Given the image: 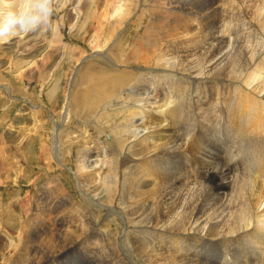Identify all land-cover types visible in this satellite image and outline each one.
Instances as JSON below:
<instances>
[{
	"label": "bare ground",
	"instance_id": "obj_1",
	"mask_svg": "<svg viewBox=\"0 0 264 264\" xmlns=\"http://www.w3.org/2000/svg\"><path fill=\"white\" fill-rule=\"evenodd\" d=\"M151 1L138 46L149 52L139 57L145 67L160 53V61L148 67L151 74L135 78L127 72L123 78L106 71L93 82L87 76L86 103L94 110L111 102L101 110L114 114L120 130L80 155L73 174L81 203L57 181L40 207H24L31 216L41 214L40 228L34 221L22 224L23 235L14 238L4 264H138L129 249L140 264H221L230 250L236 253L234 264H246L249 239L264 244V0H191V12L172 0ZM108 3L115 16L109 7L97 6L91 50L95 57L107 51L121 64L108 47L117 31L138 17L139 0ZM86 57L82 52L77 64ZM159 88L168 91L169 104L158 101ZM215 119L227 125L229 143L238 140L236 150L227 151L234 170L220 159L225 147L216 142ZM242 138L245 146L239 149ZM11 158L0 153L4 181L15 169ZM85 204L117 215L127 226L124 239L113 243V233L94 225ZM65 215L84 226L77 228L78 236ZM87 229V240L73 245ZM33 232L47 240L46 248L38 249V241L31 252L27 241ZM213 245H226V256L212 254ZM253 257L252 264H264V258Z\"/></svg>",
	"mask_w": 264,
	"mask_h": 264
},
{
	"label": "rangeland",
	"instance_id": "obj_2",
	"mask_svg": "<svg viewBox=\"0 0 264 264\" xmlns=\"http://www.w3.org/2000/svg\"><path fill=\"white\" fill-rule=\"evenodd\" d=\"M172 1L173 6L191 12L193 7L191 0ZM108 2L109 0H54L51 29L19 34L6 42H0V153L1 156L12 157L15 164V169L13 168L14 171H11L6 182L0 176V183L4 182V185L0 186V237H3L0 240V264H4L8 253L13 252L14 238L21 239L22 224H31L34 221L38 223L37 228H40L38 218L41 214L36 213L35 217L31 216V211L28 212L24 207L34 205L40 207L44 197L49 196L52 191L50 189L56 186L57 181L64 184L72 195L73 201L79 205L81 203L79 197L82 193L77 187L73 173L80 155L96 143L110 142L111 134L119 133L120 129L115 122L114 114L108 110L105 112L101 110L102 106L108 107L111 102L106 101L94 110H91L90 105L86 103L91 100L87 93L91 88L87 76L92 82L106 77V71L110 75H122L123 78H127L128 74H124L127 72L135 78L144 77L151 74L148 67L153 69L152 66L158 62L157 60L160 61L159 53L146 67V63L138 62L141 54H149L145 52L147 50H142L143 48L138 46L144 40L142 35L145 33L149 20L144 16L148 11L147 7L153 8L151 0H139L138 17H132L130 22L122 28L123 30L117 31L111 38L113 40L108 50L113 51L121 64L113 62L116 60L110 58L111 55L107 51L104 54L99 53L98 55L102 54L101 57H95L91 50L94 38L91 37L92 31L89 29L97 20L94 17L99 16L96 14L97 6L101 3L103 10L104 5L110 8L111 5ZM112 14L114 15L113 10ZM101 38L103 36L99 41ZM82 52L87 57L77 64V58ZM134 53H138L137 57ZM109 58L112 61H109ZM90 64L93 68L86 66H91ZM76 70L77 75L74 73ZM83 72H86V76L82 75ZM169 77L178 79L175 74ZM114 91L116 93L120 91L117 95L121 93L118 87ZM159 91L163 97L161 96L160 100L158 98V101L169 104L168 91L160 88L157 92ZM259 97L262 98L260 95ZM80 101L84 102L81 109L76 107ZM44 154L46 158L43 157ZM226 162L230 169L236 168L234 162ZM116 202L123 203V200L118 198ZM85 205L88 212L95 215L91 218L94 225L99 228H108L113 233L111 237L113 243H116L118 238L124 239L123 235L127 226L117 215L107 216L108 210H96L88 204ZM67 207L70 206L67 205ZM49 210L46 208L40 212L47 213ZM88 212L84 210L86 215H90ZM66 217L74 221V226L76 225L74 236H78L77 228L84 226H81L82 223L77 220L78 218ZM58 221L59 219L56 222L53 221L54 227L58 226ZM74 226L72 228H75ZM89 229L81 233L84 235L76 240L77 244L73 245L78 247L86 241ZM38 241H41L37 245L38 249L46 248L47 240L43 241L39 233H31L27 241L31 252ZM248 243L250 247L246 250L248 256L246 264H252L254 254L260 262L264 258V244L253 237ZM225 246L213 245L210 251L214 255L222 253L225 255ZM68 248L61 252L67 251ZM128 251L131 253V259L140 264L141 261L132 253L133 251L131 249ZM91 253L95 259L99 258L97 252L91 251ZM228 256L229 258L225 257L226 261L221 264H234L235 251L233 254L230 250ZM90 257L89 255L88 258ZM68 262L71 263L69 260Z\"/></svg>",
	"mask_w": 264,
	"mask_h": 264
},
{
	"label": "clouds",
	"instance_id": "obj_3",
	"mask_svg": "<svg viewBox=\"0 0 264 264\" xmlns=\"http://www.w3.org/2000/svg\"><path fill=\"white\" fill-rule=\"evenodd\" d=\"M54 0H0V42L52 27Z\"/></svg>",
	"mask_w": 264,
	"mask_h": 264
}]
</instances>
